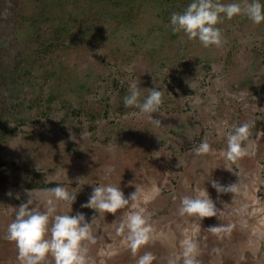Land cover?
Masks as SVG:
<instances>
[{"label":"rangeland","instance_id":"1","mask_svg":"<svg viewBox=\"0 0 264 264\" xmlns=\"http://www.w3.org/2000/svg\"><path fill=\"white\" fill-rule=\"evenodd\" d=\"M191 2L0 0V264H20L5 237L28 192L44 211V190L58 185L77 199L72 209L57 202L53 215L96 216L88 264H136L145 252L152 264H183L185 240L197 244L198 264H264V22L224 18L223 45L205 48L171 29V14ZM133 82L142 100L163 91L153 114L161 126L124 106ZM243 123L249 155L234 163L222 153ZM205 139L215 154L197 156ZM210 179L238 190L218 193ZM108 184L126 197L138 188L135 206L115 215L81 207ZM205 189L219 218L181 216V198ZM126 212L153 229L135 257L127 228L119 231ZM219 224L231 234L207 230Z\"/></svg>","mask_w":264,"mask_h":264},{"label":"clouds","instance_id":"2","mask_svg":"<svg viewBox=\"0 0 264 264\" xmlns=\"http://www.w3.org/2000/svg\"><path fill=\"white\" fill-rule=\"evenodd\" d=\"M241 15L259 25L264 22V4L260 0H251V3L244 0L243 4H223L220 0H193L182 13L173 12L171 14V29L174 33H185L189 40L194 41L198 38L205 48L221 47L224 42L223 35L217 25L223 23L224 18L231 20ZM128 92L129 94L124 97V106L138 109L139 114H147L152 123L157 127L161 126V121L155 119L153 114L160 113L164 102L163 91L158 88L149 89V94L142 100V89L133 82L130 84ZM11 126L14 127L12 124ZM250 128L249 123H243L229 132L227 149L225 153H222L227 160L235 163L249 155L246 142L251 136ZM192 151L197 156L215 154V150L211 148L206 139ZM37 171H40L38 166ZM107 171L111 173L113 169L109 168ZM80 179L77 178L78 183ZM210 182L218 193H235L238 190L237 183L224 186L215 180L210 179ZM44 192L47 197L44 211L33 207L30 191L28 192L29 199L17 208L14 221L8 225L5 238L15 243L18 249V261L20 264H47V257L51 254L55 264H88L86 242H95L91 229L96 216H93L92 221L88 222L83 213L53 215L56 212L57 202H63L72 209L77 199V192H70L59 185L47 188ZM138 192L139 189L136 188L135 192L126 197L120 187L111 184L94 186L88 201L81 207L93 209L99 215L102 213L115 215L118 210L128 208L130 204L134 207ZM8 195L11 196L12 193L9 192ZM173 199L176 197L173 196ZM178 211L181 216L197 217L200 221L205 218H219L220 212L206 189L198 191L195 197L183 196ZM124 215L126 224L122 223L119 231L123 232L125 227L127 228L129 247L135 257L138 249L149 243L153 229L149 218L140 213L126 212ZM50 217L52 219L51 227H49ZM207 230L217 235H230L232 225H213ZM49 231L50 238H48ZM182 246L183 264H198L196 259L197 244L185 240L182 242ZM154 260L155 257L151 252H145L139 256L136 264H152ZM169 264H175V260H170Z\"/></svg>","mask_w":264,"mask_h":264}]
</instances>
